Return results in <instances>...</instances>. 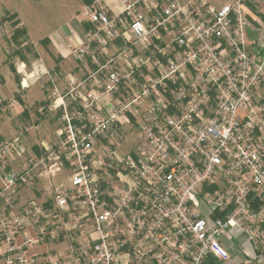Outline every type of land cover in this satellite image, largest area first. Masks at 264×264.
<instances>
[{
  "label": "built area",
  "instance_id": "1",
  "mask_svg": "<svg viewBox=\"0 0 264 264\" xmlns=\"http://www.w3.org/2000/svg\"><path fill=\"white\" fill-rule=\"evenodd\" d=\"M248 1L83 8L97 30L79 45L68 39L70 58L108 47L120 23L125 65L106 64V82L94 77L84 94L72 87L81 110L65 111L40 156L21 136L0 144V264H232L221 239L234 229L264 256V54L249 35ZM17 69L28 88L36 72ZM17 161L21 171L7 169ZM39 174L51 205L21 207ZM50 244L65 246L43 250Z\"/></svg>",
  "mask_w": 264,
  "mask_h": 264
},
{
  "label": "crops",
  "instance_id": "2",
  "mask_svg": "<svg viewBox=\"0 0 264 264\" xmlns=\"http://www.w3.org/2000/svg\"><path fill=\"white\" fill-rule=\"evenodd\" d=\"M102 8L111 10L115 15H120L122 12L121 0H97ZM189 1V0H182ZM216 6L224 5L221 3L226 0H206ZM86 5L84 4V7ZM245 7L249 13L251 19V28L249 31L250 38L253 43L259 47L261 54H264V0H249ZM72 9V7L70 6ZM72 15V14H71ZM75 24L69 23L63 28H58L46 34H42V39L39 44L42 46L47 64L50 69L54 70L56 77L53 79V74L46 67L42 60L32 63L33 68L29 69L27 66L31 63L32 58L35 59L36 45L28 43L31 34L28 32L25 26V39H21L20 35L17 40L11 39L9 41L10 46H13L14 54L12 56H6V61L9 58H16L15 67L13 64H9L8 68L1 66L0 63V92L7 89L13 90L18 94V98H23L29 103V105L21 106L17 98L12 99L9 106H0V126H7L9 124L12 129V134L4 135L0 132V144L16 136H21L24 145L28 150V155L32 157H38L43 153L42 145L53 146L56 144V131L63 125V116L65 111H68L71 115L81 110L82 102L80 100H73L70 96V90L72 87L77 86L76 91L84 94L89 91L94 83V77L97 80L105 83L107 80V71L103 70V67L109 63V68L124 67V58L118 57L120 52L124 49L128 39L130 38L129 32H125L120 23L116 25V31L118 38L112 41L108 47H103L99 44H94L89 53L81 57L80 59L73 60L70 58V45L68 39L73 42L74 45H79L85 42L87 34L90 31H96V27L87 20L82 22L81 19H76ZM78 18V17H77ZM19 21V19H17ZM77 20V21H76ZM18 27L21 26L19 21ZM23 28V27H21ZM14 33V31H13ZM37 35V34H36ZM40 35V34H38ZM167 38V37H166ZM71 44V43H70ZM0 51V57H1ZM32 57V58H31ZM21 63V68L27 73L36 72V77L33 78L29 87L22 89L20 82L22 79L21 73H19L17 66ZM74 63L75 70L71 71L70 65ZM64 73H63V72ZM75 72V73H73ZM52 74V75H51ZM61 74H65V88H59L56 81L61 79ZM46 80V84H50L51 93H47L48 89L45 88L42 81ZM56 80V81H55ZM5 83V84H2ZM63 86V85H62ZM54 87L58 91L57 96H53ZM21 94H24L22 96ZM20 95V96H19ZM263 90L256 92L257 99L261 98ZM55 102V107L52 106ZM0 103H2L0 99ZM105 104V103H104ZM37 106L34 110L33 106ZM76 122H79L76 120ZM23 131V134H21ZM132 137L124 143V149H131ZM7 169H13L21 171L23 169V162L17 161L8 165ZM42 170H40V173ZM4 174L0 169V186ZM69 178V170L65 169L59 174L58 180H67ZM49 181L45 176L40 174L37 176L36 183L33 187H24L19 194V204L24 206L29 200L36 199L43 206H50L52 199L50 198ZM222 243L230 251L232 255V264H264V256L256 252L253 244L249 241L247 236L240 230L234 229L228 235L223 237ZM64 244H53L43 248V250H51L64 247ZM40 248H38L39 250Z\"/></svg>",
  "mask_w": 264,
  "mask_h": 264
},
{
  "label": "rangeland",
  "instance_id": "3",
  "mask_svg": "<svg viewBox=\"0 0 264 264\" xmlns=\"http://www.w3.org/2000/svg\"><path fill=\"white\" fill-rule=\"evenodd\" d=\"M234 1L236 0H226L222 1L221 3L228 4ZM83 8L84 3L81 0H0V51H2L0 57L1 66L8 68L9 64L12 63L15 67L16 58L14 57L16 56L9 58L8 61H6V56L15 55V49L13 46H10L9 41L13 39V31L18 28V26H15V22L18 21L17 19H19V21L22 23L20 29L21 27L25 28L26 26L28 32L31 34V36L28 38V43H31L34 46L36 45L38 48L36 49L35 59L31 57V63L27 67L32 69V63L40 59L51 71L53 74L52 78L54 79L56 77L54 72L56 71L50 69L49 64H47L45 58L43 57L45 54L42 51V46L39 44V41L43 37L42 34H46L47 32H51L53 30L55 31L58 28H63L69 23L75 24V17L72 19V16H77V20L81 19L82 22H85L86 19L82 15ZM16 15L17 17L15 18ZM25 37L26 34L22 31L20 38L25 39ZM70 68L71 71L75 70L74 63L70 65ZM65 77V74H61V79H58V81L55 80L59 88H65ZM45 82L46 80L42 81L45 88L48 89L47 93L50 95L52 92L51 86ZM4 87L7 89L0 92V99L2 101V103H0L1 107L9 106L12 102V99L14 98L19 100V104L21 106L23 105V108L25 105H29V103L26 101V98L25 100L21 97L18 98V94L14 93L13 90L9 89L5 85ZM21 95L24 96V94ZM36 107L37 106L34 105L32 109L34 110ZM0 132L4 135H10L12 134V129L8 124L7 126H0Z\"/></svg>",
  "mask_w": 264,
  "mask_h": 264
},
{
  "label": "trees",
  "instance_id": "4",
  "mask_svg": "<svg viewBox=\"0 0 264 264\" xmlns=\"http://www.w3.org/2000/svg\"><path fill=\"white\" fill-rule=\"evenodd\" d=\"M86 6H90L92 5L94 2H96L97 0H81ZM17 17V15L15 16V18ZM14 20V19H13ZM20 23V22H19ZM18 21L15 22V26H18L19 25ZM25 32V29L24 28H17L14 30V33H13V39L14 40H17L19 38V35L21 36V32L22 31ZM25 36V35H24Z\"/></svg>",
  "mask_w": 264,
  "mask_h": 264
}]
</instances>
